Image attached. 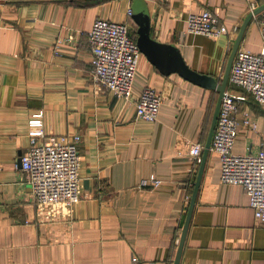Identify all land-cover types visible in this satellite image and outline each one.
<instances>
[{"label":"crops","instance_id":"0c3cea01","mask_svg":"<svg viewBox=\"0 0 264 264\" xmlns=\"http://www.w3.org/2000/svg\"><path fill=\"white\" fill-rule=\"evenodd\" d=\"M252 3L264 0H0V264H175L200 172L178 264H264V223L247 190L221 181L211 146L204 156L217 86L141 51L127 100L93 78L88 36L98 18L127 22L137 41L148 30L171 57L219 85ZM205 9L228 33L187 31L189 13ZM263 12L248 22L238 50L264 47ZM148 86L163 97L155 121L137 115L135 100ZM227 88L239 96V116L260 108L230 76ZM41 109L47 133L81 136L83 197L70 212L40 209L21 169L28 120ZM263 140L241 125L234 151H255ZM189 141L203 144L200 157ZM152 175L161 184L141 187Z\"/></svg>","mask_w":264,"mask_h":264},{"label":"built area","instance_id":"2783aa9c","mask_svg":"<svg viewBox=\"0 0 264 264\" xmlns=\"http://www.w3.org/2000/svg\"><path fill=\"white\" fill-rule=\"evenodd\" d=\"M257 6L252 3L254 11ZM128 13H132L129 8ZM264 35V12L257 17ZM187 31L220 37L228 28L220 22L219 14L209 9L190 12ZM91 43L93 78L117 95L131 100L141 49L127 22L98 18L88 31ZM230 81L249 93L254 102L264 110V47L260 52L239 49L236 53ZM163 102L162 94L154 87H145L136 98L139 118L146 121L158 119ZM249 127L258 132V122L246 111L239 116V96L226 89L213 133L211 147L221 162V181L242 184L250 196V206L256 219L264 223V140L253 151H234L239 127ZM29 145L21 156V169L40 209L50 205L58 211H71L83 197L80 176L81 156L78 134H55L45 131L44 110L33 113L28 120ZM187 146L196 158L203 152V144L189 141ZM162 179L152 175L141 180V187H157ZM190 195L186 201L189 202ZM1 205V200H0ZM137 262L139 258L133 257Z\"/></svg>","mask_w":264,"mask_h":264},{"label":"water","instance_id":"95a60500","mask_svg":"<svg viewBox=\"0 0 264 264\" xmlns=\"http://www.w3.org/2000/svg\"><path fill=\"white\" fill-rule=\"evenodd\" d=\"M263 9H264V5H261V6L257 7L244 20V22L242 24V27L240 29V32L238 34L236 43L234 45V48H233V50L231 52V55L229 57V61H228V64H227V68H226V71H225V75H224L223 81L219 85H216L215 83H213L214 81H211V80L209 81L208 77L200 75V74L190 70L185 65V63L182 61V59L180 58L179 55L174 54L173 57H171L170 56V50H168V48L165 45H163V43H160V42L152 39L149 36L148 30H143L140 38L138 39V44L140 46L141 51L146 53L151 60H154L155 62H158V63H162L163 60H165L164 63L168 66V68H171V67L175 68L177 71H179L180 73H182L185 76L189 77L190 79H201V80L211 84V86H217V89L219 91V100H218V103H217V107H216L214 119H213V122H212V126H211V130H210L208 142H207V145H206V148H205L204 156L206 155V153L208 152L209 147L211 146L212 137H213L214 130L216 128V123H217V119H218V115H219V111H220L222 98H223V96L225 94V90L227 88L228 81H229L231 68H232L236 53L238 51L239 44L241 42V39H242L243 34L245 32V29L247 27V24L250 21V19L253 17L254 14H258ZM167 56L169 57L168 60L165 59V57H167ZM200 177H201V172L199 173V176H198V179H197V182H196V186H195V189H194V192H193V195H192V199H191V202H190V205H189V209H188V213H187V217H186L183 233H182L181 240H180L178 256H177V260H176L175 264L179 263V259H180L181 253H182V249H183L184 241H185V238H186L189 222H190V219H191L193 206L195 204V197H196L197 190H198V187H199Z\"/></svg>","mask_w":264,"mask_h":264},{"label":"rangeland","instance_id":"374dc122","mask_svg":"<svg viewBox=\"0 0 264 264\" xmlns=\"http://www.w3.org/2000/svg\"><path fill=\"white\" fill-rule=\"evenodd\" d=\"M247 109L248 111L246 112H248L250 116L254 118L259 124L258 132H260L264 136V120H260V118L264 119V111L256 106L255 107L249 106Z\"/></svg>","mask_w":264,"mask_h":264}]
</instances>
